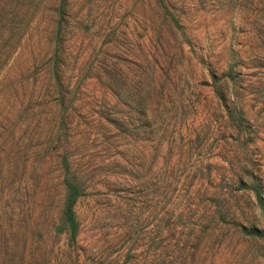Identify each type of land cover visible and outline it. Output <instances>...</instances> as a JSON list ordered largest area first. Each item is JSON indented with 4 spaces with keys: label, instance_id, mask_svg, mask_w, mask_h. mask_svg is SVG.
Instances as JSON below:
<instances>
[{
    "label": "rangeland",
    "instance_id": "374dc122",
    "mask_svg": "<svg viewBox=\"0 0 264 264\" xmlns=\"http://www.w3.org/2000/svg\"><path fill=\"white\" fill-rule=\"evenodd\" d=\"M0 264H264V0H0Z\"/></svg>",
    "mask_w": 264,
    "mask_h": 264
},
{
    "label": "trees",
    "instance_id": "16d2710c",
    "mask_svg": "<svg viewBox=\"0 0 264 264\" xmlns=\"http://www.w3.org/2000/svg\"><path fill=\"white\" fill-rule=\"evenodd\" d=\"M77 195V189L71 183H65V194L62 204V217L65 221L66 227L69 229H73L75 226V218L72 205Z\"/></svg>",
    "mask_w": 264,
    "mask_h": 264
}]
</instances>
